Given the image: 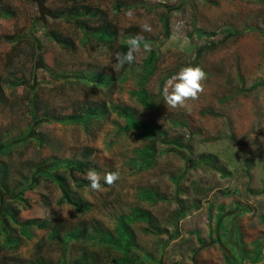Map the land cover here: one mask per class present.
<instances>
[{"label":"rangeland","instance_id":"obj_1","mask_svg":"<svg viewBox=\"0 0 264 264\" xmlns=\"http://www.w3.org/2000/svg\"><path fill=\"white\" fill-rule=\"evenodd\" d=\"M44 6L56 15L46 23L34 0H0V140L7 144L0 159L11 171L10 191L0 188V264H73L82 254L89 264H119L113 257L123 264H243L262 256L264 0ZM84 7L98 9L99 18L75 21L70 12ZM144 23L151 32L142 31ZM100 29L112 36L98 37ZM138 35L151 51L114 71L115 54ZM188 65L205 72L204 90L186 107L169 108L162 89ZM140 91L151 97L150 108L138 100ZM113 104L131 108L151 134L129 126ZM89 106L107 109L72 121ZM88 152L101 176L119 170L120 179H101L92 190L89 181L72 179H86L87 171L69 176L65 162L54 166ZM49 173L65 174L89 209L59 203L62 191ZM22 176L26 182L16 185ZM135 207L150 211L165 232L136 221L134 242L122 239L121 248L107 250L106 237L87 229L94 220L112 229L116 213ZM31 218L38 224L21 223Z\"/></svg>","mask_w":264,"mask_h":264},{"label":"trees","instance_id":"obj_2","mask_svg":"<svg viewBox=\"0 0 264 264\" xmlns=\"http://www.w3.org/2000/svg\"><path fill=\"white\" fill-rule=\"evenodd\" d=\"M71 14L75 17L74 20L77 21V17H79V16H82V17L85 16L87 18L98 19L101 13L96 8L84 7L82 9L76 10L74 13L70 12V15ZM95 33L98 37H101L102 39H107V38L112 36V34L109 33L106 29L97 30ZM127 47H128V45L124 44L122 46V50L124 52H126ZM138 96H139L138 100L140 101V103L144 107L150 108L153 105V103L151 102V97L148 96L143 91H140ZM110 108L114 109L115 111H118L119 113L126 116L128 119V125L129 126L141 127V130L144 131L147 136H149L151 134V129H150L149 124H147L146 121L136 119L133 116V112H132L131 108L124 106V105H121V104H117V105L113 104L112 107H110ZM105 109H107V108L89 106L86 108V110H84L83 114L78 115V116H74L71 119L74 122H79L80 120H86L87 118L91 119L92 117L99 115ZM56 119L58 121H61V122L65 120L64 118L63 119L62 118H54L52 120L54 121ZM6 145L7 144L5 142H2V140H0V150L2 153H4L3 148ZM148 149H150V151L152 150V148H150V147H148ZM142 152L143 151H141V153ZM148 155H150V152ZM88 157H89V152L84 156V158L69 157V158H66L64 160H57V161H55L54 166H60L62 163L65 162V164H64L65 167L69 165V169H70L69 170V172H70L69 176H70V174H72L71 172H73L74 170H78L79 172L84 173L85 171H87L89 169H95L97 172H101V167L96 165L91 160H89ZM41 163H44V161L41 160ZM10 173H11V171H10L9 163L6 160L0 159V188L4 191H10V189H11V184H10L11 174ZM49 177L54 179L56 181V183L61 188L62 195H61V198L58 200L59 203L66 202L68 204H71L72 206H74L75 209H77L80 212H85L89 209V207H90L89 202L83 196H80V194L78 192L72 190V188L69 185V182L67 180V176H65V174L61 175L58 173V175H57V173L56 174H50L49 173ZM72 179H73L75 185H81L82 183L88 182V180L85 178H81V179L72 178ZM26 180L27 179L22 176V179L16 185L21 186L26 182ZM16 185H13V187H15ZM14 189H17V187ZM117 214H119L121 216L118 217L117 223H116L115 227H113L112 229H108V227L105 228L106 225L101 220H94L93 222H91L89 224V226L87 225L88 226L87 229H90L91 231L93 230V232H96L92 236H95L97 234H101V235L106 237V240H103V241L106 244V246H108V247H106L107 250L108 249L111 250V246H109V245H112V246L115 245V247L121 248L120 243H121L122 239H124L127 242H130V241L134 242L135 236H134V231H133L131 224L133 222H136V221L137 222L138 221L145 222L146 223V227H145L146 231H149L152 233L155 232L158 234H162L165 232L164 228H160L158 226V223H157L158 221L153 217V215L148 210H143V209L135 207V208L131 209L128 213L118 212L115 214V216H117ZM21 223L24 224L25 226L38 224L37 220L34 218L22 220ZM39 225L43 226L44 224L42 223ZM72 235H79V232H77V233L73 232ZM125 244H127V243H125ZM261 257H262L261 254L259 252H257L255 257H249L248 259L245 260V262L246 261L258 262L260 259H262ZM113 261H114V263L123 264V263H121V259H119V258L113 257ZM73 264H89V260L87 258V255L82 254V256L80 258H77Z\"/></svg>","mask_w":264,"mask_h":264},{"label":"clouds","instance_id":"obj_3","mask_svg":"<svg viewBox=\"0 0 264 264\" xmlns=\"http://www.w3.org/2000/svg\"><path fill=\"white\" fill-rule=\"evenodd\" d=\"M125 15L131 18L134 15L132 9H128ZM142 31L151 32V25L144 23ZM142 36H134L127 41V51L117 52L115 54V65L112 67L114 71H119L126 64H132L137 59L136 54L143 51L149 53L151 45L147 41H143ZM206 79V74L199 66L188 65L180 69L178 73L168 79L162 89V95L165 104L172 109L186 107V101L195 100L198 94L203 92L202 81ZM86 179L90 182L92 190H100L101 179L107 185H112L120 179L119 170L106 171L103 176L95 169H89L86 172Z\"/></svg>","mask_w":264,"mask_h":264},{"label":"water","instance_id":"obj_4","mask_svg":"<svg viewBox=\"0 0 264 264\" xmlns=\"http://www.w3.org/2000/svg\"><path fill=\"white\" fill-rule=\"evenodd\" d=\"M44 1L45 0H34V2L36 3V6H37V11H38V19L41 20L43 23H46L47 21V18L50 17V18H54L56 17V15H53L51 14L44 6ZM262 262L264 261V254H263V257H262ZM260 262H254V263H251V264H259ZM244 264H247V263H244Z\"/></svg>","mask_w":264,"mask_h":264},{"label":"flooded vegetation","instance_id":"obj_5","mask_svg":"<svg viewBox=\"0 0 264 264\" xmlns=\"http://www.w3.org/2000/svg\"><path fill=\"white\" fill-rule=\"evenodd\" d=\"M263 251H264V246H263ZM263 254H264V252H263ZM262 257H263V255H262ZM261 257V258H262ZM263 259V258H262ZM262 259H260L258 262H260L259 264H262V263H264V261L262 262ZM255 262V261H254ZM254 262H250V261H246V262H243V264L244 263H247V264H251V263H254Z\"/></svg>","mask_w":264,"mask_h":264}]
</instances>
